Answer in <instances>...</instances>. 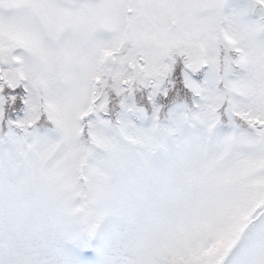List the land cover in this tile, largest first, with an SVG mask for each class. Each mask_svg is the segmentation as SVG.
<instances>
[{"label": "snow or ice", "instance_id": "6c2138e0", "mask_svg": "<svg viewBox=\"0 0 264 264\" xmlns=\"http://www.w3.org/2000/svg\"><path fill=\"white\" fill-rule=\"evenodd\" d=\"M0 264H264V0H0Z\"/></svg>", "mask_w": 264, "mask_h": 264}]
</instances>
